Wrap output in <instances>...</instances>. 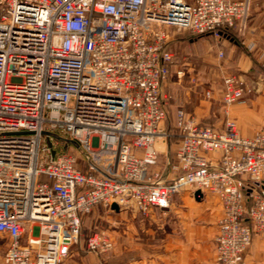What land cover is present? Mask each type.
<instances>
[{
	"label": "built area",
	"instance_id": "built-area-1",
	"mask_svg": "<svg viewBox=\"0 0 264 264\" xmlns=\"http://www.w3.org/2000/svg\"><path fill=\"white\" fill-rule=\"evenodd\" d=\"M251 5L0 0L2 264H60L79 243L82 216L97 206L117 203L147 215L169 207L175 195L198 190L199 197L217 195L223 207L215 264H246L254 236L264 238V130L244 135L229 116L219 127L178 108L171 165L177 173L169 178L153 166L158 143L174 135L166 126L171 96L163 87L178 64L167 27L222 38L220 28L245 26ZM261 62L264 68V57ZM183 66L175 70L181 79ZM223 81L226 106L250 90L242 73ZM58 135L75 141L81 155L59 150ZM106 151L115 154L116 174L96 161ZM87 248L108 256L114 242L100 230L88 237ZM107 262L95 264H120Z\"/></svg>",
	"mask_w": 264,
	"mask_h": 264
},
{
	"label": "crops",
	"instance_id": "crops-1",
	"mask_svg": "<svg viewBox=\"0 0 264 264\" xmlns=\"http://www.w3.org/2000/svg\"><path fill=\"white\" fill-rule=\"evenodd\" d=\"M193 1V0H188ZM239 28V34L245 47L251 49V54L240 55L244 61L241 69L246 74L255 72L252 67V58L261 61L264 57V0H252L251 13L244 27ZM180 33L170 36V48L174 41H186ZM218 48L225 65L229 64L224 47H232L231 41L224 38L213 40ZM223 49H222V48ZM231 66V64H229ZM233 73V72H231ZM230 74V73H229ZM192 78V76H191ZM179 84L189 82L188 77L178 78ZM183 86V85H182ZM181 87V86H180ZM223 92V91H222ZM222 92L212 89V96L206 99L222 100ZM179 96V97H178ZM191 97V98H190ZM194 98V99H193ZM196 94L192 88L180 89L169 107L172 112L177 108H184L193 113L199 120H207L211 113L219 115L215 106L205 101L196 104ZM245 98V97H244ZM195 100V101H192ZM245 100V99H244ZM236 103L228 111L237 121L240 131L244 135H253L255 121H247L244 114H239L240 107L244 104ZM189 102H192L189 104ZM229 115L230 117H232ZM225 119L215 123L222 127ZM214 125V124H213ZM175 144V143H174ZM174 144L159 142L160 155L155 169L171 178L177 172L172 169L174 162ZM96 161L100 169L107 174L115 172V154L113 151L98 152ZM162 163V164H160ZM101 207L110 216L109 234L114 242V248L107 255H100L89 250L81 239L78 245L71 248L69 257L63 264H95L101 258L109 262L120 264H215L216 263V235L219 222L223 215V207L219 197L207 192L203 197L197 198L189 191L175 195L167 208L153 207L149 214H142L136 207H120L107 209ZM246 264H264V238L255 235L252 243L244 254Z\"/></svg>",
	"mask_w": 264,
	"mask_h": 264
},
{
	"label": "rangeland",
	"instance_id": "rangeland-1",
	"mask_svg": "<svg viewBox=\"0 0 264 264\" xmlns=\"http://www.w3.org/2000/svg\"><path fill=\"white\" fill-rule=\"evenodd\" d=\"M167 29L171 37L185 32L179 31L173 26L167 27ZM185 40L186 41H174L171 46L178 64L176 67L184 65L183 67H185L187 71V75L185 77H188L190 81L179 84L176 81V69H173L163 87L164 92H166L169 97L171 96L169 102H171L170 100L173 102L174 97L177 92L180 93V89H182V87L183 89L192 88L197 96L196 104L199 105V103L203 101L211 103L212 106L214 105L215 109L219 112V115L211 113L207 116L208 118H206L207 120H210L209 122L215 125V123L219 120L225 119L226 116L231 115L228 109L232 105L226 106L221 99H217L216 101L206 99L205 92L207 90L212 91V89L222 92L224 89V77L231 72L242 73L245 75V72L241 70L244 67V61L240 60V58L248 52L238 44L230 48L224 47L227 55L226 58H228L230 62L229 64H231V66H229V64L225 65V61L222 60L223 57H221L218 53V48L212 39L202 38L195 42H193V40ZM231 44L234 43L231 42ZM247 49L251 51V49ZM252 60V67L255 69V72L245 75L249 82L250 90L245 95V103L235 106L240 107L241 110H239V114H244V119L256 122L255 129L264 130V72L259 69V62L257 61L255 63L253 58ZM192 102H189V104ZM231 118H233V116ZM59 136H62V138L60 139ZM59 136L55 139L59 145H62V150L73 152L78 156L81 155L80 149L73 146L72 143L66 141L68 138L67 136ZM173 144L170 143V145ZM108 215L109 214L101 209V207L97 206L92 211L82 216L81 239L83 244L86 243L85 245L87 246V238L96 231L104 230L109 234L110 216ZM80 241L81 240H79V243ZM3 248V245L0 244V264H2ZM65 260H63L60 264L65 263Z\"/></svg>",
	"mask_w": 264,
	"mask_h": 264
},
{
	"label": "trees",
	"instance_id": "trees-1",
	"mask_svg": "<svg viewBox=\"0 0 264 264\" xmlns=\"http://www.w3.org/2000/svg\"><path fill=\"white\" fill-rule=\"evenodd\" d=\"M220 31L222 32V38L228 39L232 43L241 45V47H243L249 54L252 55L251 51H249L247 49V47H245V45H243V43H242V38H241V36L239 34L238 24H236L233 27L220 28ZM182 35L188 40H191V41L193 40V42L198 41V40H200L202 38H210L212 40L215 39V35L213 33H209V32L208 33H193V32H190V31H185ZM254 62L255 63L257 62V60L255 58H254ZM258 62H259V64H258L259 69L262 72H264L263 63L261 61H258ZM176 68L177 67L175 65L172 66V70L176 69ZM172 70H171V72H172ZM166 108H167V112H168V117H167V120H166V126H167L168 129H170V131L172 133H174V135L170 139V143L173 144V143H176L178 141V139H179L178 136L176 135L177 132H178V129H177V126H176V112H177L178 108L175 110V112H172L170 107H169V103L166 105ZM201 122L202 123H208L205 120H202ZM59 137H60V139L62 138L61 136H59ZM58 146H59V150H62V145H59V143H58ZM73 146H75V145L73 144ZM81 229H82V227H81ZM80 240H81V233H80ZM107 263H115V262H109L108 261Z\"/></svg>",
	"mask_w": 264,
	"mask_h": 264
},
{
	"label": "water",
	"instance_id": "water-1",
	"mask_svg": "<svg viewBox=\"0 0 264 264\" xmlns=\"http://www.w3.org/2000/svg\"><path fill=\"white\" fill-rule=\"evenodd\" d=\"M68 142H70V143H72V144L78 146V144H77L75 141H73V140L68 139ZM48 143H49V145L52 147L51 155H52V158H54L55 155H56V152H57V151H56V149L53 147V142H52L51 140L48 139ZM199 194L202 195V193H201L200 190H198V191L196 192V197H197V198H199V196H198ZM112 207H113V208H118V204H117V203H113V204H112Z\"/></svg>",
	"mask_w": 264,
	"mask_h": 264
},
{
	"label": "bare ground",
	"instance_id": "bare-ground-1",
	"mask_svg": "<svg viewBox=\"0 0 264 264\" xmlns=\"http://www.w3.org/2000/svg\"><path fill=\"white\" fill-rule=\"evenodd\" d=\"M153 210V209H152Z\"/></svg>",
	"mask_w": 264,
	"mask_h": 264
}]
</instances>
